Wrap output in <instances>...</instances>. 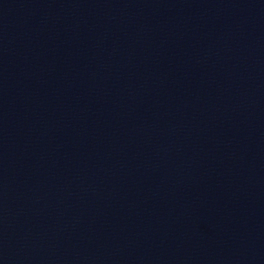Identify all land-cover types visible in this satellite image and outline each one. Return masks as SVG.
Returning a JSON list of instances; mask_svg holds the SVG:
<instances>
[{"label":"water","instance_id":"95a60500","mask_svg":"<svg viewBox=\"0 0 264 264\" xmlns=\"http://www.w3.org/2000/svg\"><path fill=\"white\" fill-rule=\"evenodd\" d=\"M0 264H264V0H0Z\"/></svg>","mask_w":264,"mask_h":264}]
</instances>
